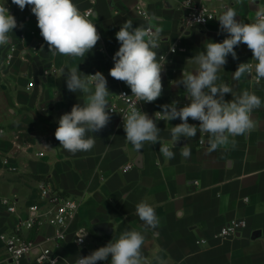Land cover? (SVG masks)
<instances>
[{
	"label": "crops",
	"instance_id": "crops-1",
	"mask_svg": "<svg viewBox=\"0 0 264 264\" xmlns=\"http://www.w3.org/2000/svg\"><path fill=\"white\" fill-rule=\"evenodd\" d=\"M185 1L73 0L82 12L93 9L101 39L85 58H70L48 52L30 6L20 10L6 0L18 27L10 34L12 43L0 46V234L11 232L19 218L28 217V207L38 199L39 186L46 183L82 202L77 220L56 250L58 264H75L79 256H87L133 229L145 235L142 251L152 264H156L157 256L166 264H264V79L256 83L247 75L240 80L233 78L238 64L255 63L247 45L236 47L238 59L229 55L218 72L217 83H226L237 94L242 90L254 92L262 100L261 107L251 114L254 130L235 137L234 147L209 153L208 134L198 132L190 140L181 137L172 148L174 158L169 160L159 152V143H145L136 151L112 115L107 127L89 133L96 140L90 151L73 155L61 148L54 136L59 117L84 99L79 91L67 89L62 67L78 66L84 74L103 73L113 93L107 98L109 102L122 90L131 92L124 82L109 75L120 47L116 32L129 20L134 26L161 29L155 49L158 59L171 46L178 49L164 66L162 96L152 103L141 102V110L154 116L162 111L161 105L177 101L179 108L189 103L183 86H176L182 69L195 71L198 65L190 59L204 50L208 40L220 42L227 33L220 31L218 20L182 31L180 19L188 12ZM195 1L215 10L218 16L233 7L237 19L245 23L252 22L257 8L264 6V0ZM10 46L16 52L12 63L7 64ZM224 98L231 100L232 95L225 94ZM188 122L199 124L191 118ZM156 123L161 140L171 147V127L181 121ZM185 144L191 148L189 158L180 154ZM128 164L132 168L124 171ZM6 198L15 200V214L2 203ZM145 200L160 220L154 231H144L136 213V205ZM236 218L245 220L246 228L236 238L216 239L219 230ZM79 228L87 233L84 246L75 242ZM53 234L49 225L23 232L25 238L36 242ZM199 240L206 244H197ZM0 264H10L1 241ZM24 264L37 263L32 255Z\"/></svg>",
	"mask_w": 264,
	"mask_h": 264
},
{
	"label": "clouds",
	"instance_id": "clouds-1",
	"mask_svg": "<svg viewBox=\"0 0 264 264\" xmlns=\"http://www.w3.org/2000/svg\"><path fill=\"white\" fill-rule=\"evenodd\" d=\"M12 4L24 10L30 6L36 17L37 27L48 52L53 56L61 55L70 58H85L101 39L96 24L83 13L73 0H11ZM235 8L227 7L218 17L220 31L227 33L222 42L208 40L204 50L199 51L193 60L198 68L195 71L182 69L181 77L176 86H183L189 103L177 107L178 102L161 105L162 111L154 116L142 111L138 105L155 102L162 96V72L165 63L157 58L155 49L159 47L161 29L155 30L143 26H134L129 20L116 32L120 44L113 56L114 66L109 75L124 82L131 90V95L121 93L119 97L127 104L123 111V128L125 138L136 151H141L145 143H159V152L166 159H173L172 148L181 137L192 139L197 133L208 134V152L220 148L235 146L237 136H244L255 128L252 112L262 105L261 98L254 92L242 90L235 93L226 83H217L218 72L227 63V57L238 59L235 47L247 45L251 50L255 63H240L233 78L240 80L247 75L259 82L264 79V6L255 11L254 20L245 23L237 19ZM208 19H211L208 17ZM206 22L200 14L190 24ZM18 27L16 17L6 7V0L0 2V46L12 43L11 33ZM23 27V25H19ZM43 49V46L41 47ZM175 51V48H171ZM62 76L66 80L67 89L72 93L83 94V102L72 106L71 111L62 114L54 136L60 147L75 155L78 152L90 151L96 143L97 133L108 126L113 106L107 99L110 94L107 79L103 73L84 74L78 66L62 67ZM232 95L231 100H225V94ZM110 105V107H109ZM189 118L199 124H190ZM181 123L171 127V147L161 140V130L157 121H173ZM50 147L51 146H45ZM181 156L189 158L191 148L185 144ZM136 213L143 222L144 231L156 230L160 220L155 209L146 200L136 205ZM85 237V236H84ZM83 237V238H84ZM83 238L78 242H82ZM145 235L138 230H126L118 238L112 239L106 246L99 247L87 256H79L75 264H97L98 261H109L110 264H152L143 254ZM56 264V261H53ZM156 264H166V261L156 257Z\"/></svg>",
	"mask_w": 264,
	"mask_h": 264
},
{
	"label": "built area",
	"instance_id": "built-area-1",
	"mask_svg": "<svg viewBox=\"0 0 264 264\" xmlns=\"http://www.w3.org/2000/svg\"><path fill=\"white\" fill-rule=\"evenodd\" d=\"M184 5L188 9V12L180 19L181 30L184 32L197 26H206L217 20L215 18L218 17L217 12L205 4L196 2L195 0H186ZM83 13H85L93 22L94 11L92 8L84 10ZM200 14L205 17L206 22L194 25L189 23L190 20H193ZM208 17L211 19H208ZM226 37L227 34L220 39V42H222ZM241 45H243V43L239 46ZM172 47L175 48V51L171 50ZM177 50V47L174 45L166 52L161 53L159 55L160 62L165 64L170 62L172 55L175 54ZM15 52L16 48L14 46H10L8 48L5 59L7 64L12 63ZM47 75L48 71H45L43 76L46 77ZM254 75L255 73L253 72L251 78L256 83H259L261 80L257 82L253 78ZM121 93L131 95V92L128 90H122L110 103L115 112L111 113V115L116 117L119 126L123 128L122 115L123 111L127 110V104L119 97ZM138 107L141 109V103ZM131 168L132 164H128L124 167V171H129ZM37 197V201L28 207V217L25 219L19 218V221L11 232L0 234V241L4 245L5 253L10 264H24L25 260L32 255L34 256V261L37 264H53V261H56V264H58L59 256L57 255L56 250L63 242H65L71 225L77 220L82 203L80 199L67 196L46 183H41L39 186ZM2 203L7 207V211L9 213H16L15 200L6 198L2 200ZM43 225H49L54 230L53 236L46 237L43 242H36L35 240H31L23 236L24 230H32L35 228L39 229ZM246 226L247 223L245 220L237 218L233 219L219 230L216 235V239L229 240L236 238L242 230L246 228ZM86 236L87 233L84 228H79L75 231L76 244L84 246L86 243ZM81 238H83V241L78 242ZM197 244L205 245L206 241L199 240L197 241ZM104 264H110V258L109 261H105Z\"/></svg>",
	"mask_w": 264,
	"mask_h": 264
}]
</instances>
